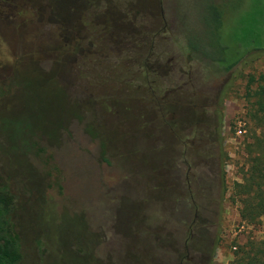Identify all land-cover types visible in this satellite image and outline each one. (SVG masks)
Segmentation results:
<instances>
[{"label": "rangeland", "instance_id": "374dc122", "mask_svg": "<svg viewBox=\"0 0 264 264\" xmlns=\"http://www.w3.org/2000/svg\"><path fill=\"white\" fill-rule=\"evenodd\" d=\"M261 73L264 0H0L21 264H230L264 232L229 199Z\"/></svg>", "mask_w": 264, "mask_h": 264}, {"label": "trees", "instance_id": "16d2710c", "mask_svg": "<svg viewBox=\"0 0 264 264\" xmlns=\"http://www.w3.org/2000/svg\"><path fill=\"white\" fill-rule=\"evenodd\" d=\"M51 10L53 13L49 14V20L58 23L59 32L62 34L61 30H65V27L59 24L56 20V12ZM103 24L102 29L105 26ZM253 34L255 35L251 39L252 44L250 42L249 48L263 49L257 40L259 33L253 32ZM240 56H236L222 69L228 70L239 60ZM251 83H255L254 86L251 87ZM230 86L229 83L223 86L219 91L220 98ZM245 86L246 95L248 94L254 105V117L259 114L256 115L259 118V129L257 132L250 130L248 137L242 141L240 157L243 161L240 168V179L230 186L229 199L237 205L240 221L251 224L264 218V74H259L257 78L250 75ZM58 88L60 91L63 90L60 85ZM12 212L13 196L5 185H0V264H21V242ZM230 264H264V232L255 242L238 245L233 252Z\"/></svg>", "mask_w": 264, "mask_h": 264}, {"label": "built area", "instance_id": "2783aa9c", "mask_svg": "<svg viewBox=\"0 0 264 264\" xmlns=\"http://www.w3.org/2000/svg\"><path fill=\"white\" fill-rule=\"evenodd\" d=\"M240 132H241L240 128L236 129V133H240Z\"/></svg>", "mask_w": 264, "mask_h": 264}, {"label": "flooded vegetation", "instance_id": "af4514ba", "mask_svg": "<svg viewBox=\"0 0 264 264\" xmlns=\"http://www.w3.org/2000/svg\"><path fill=\"white\" fill-rule=\"evenodd\" d=\"M206 251H207V253H208L210 250H209V249H207Z\"/></svg>", "mask_w": 264, "mask_h": 264}]
</instances>
